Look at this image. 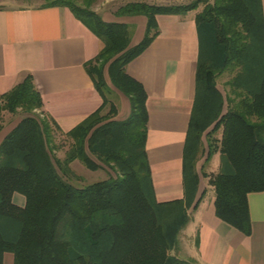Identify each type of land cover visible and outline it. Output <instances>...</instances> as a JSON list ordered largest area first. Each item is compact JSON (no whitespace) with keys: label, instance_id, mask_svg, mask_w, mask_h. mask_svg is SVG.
I'll list each match as a JSON object with an SVG mask.
<instances>
[{"label":"trees","instance_id":"1","mask_svg":"<svg viewBox=\"0 0 264 264\" xmlns=\"http://www.w3.org/2000/svg\"><path fill=\"white\" fill-rule=\"evenodd\" d=\"M81 1V3H79ZM95 0H50L68 6L104 43L85 63L101 106L68 131L44 109L31 74L0 94V131L4 111L22 116L0 142V264H193L176 250L190 220L199 174L196 163L219 152L209 183L217 216L251 233L248 193L264 190V15L262 0H192L158 4L132 0L119 14H144L143 39L130 45L132 30L109 22L93 9ZM199 58L196 95L184 149L183 198L159 201L146 148L148 93L127 64L158 35L157 14L198 8ZM229 70L230 92L217 78ZM112 86L128 97L130 114L117 120ZM221 130L220 137L215 133ZM70 139L65 156L56 154V135ZM108 177L84 185L74 182V161ZM24 197L23 204L15 196Z\"/></svg>","mask_w":264,"mask_h":264},{"label":"crops","instance_id":"2","mask_svg":"<svg viewBox=\"0 0 264 264\" xmlns=\"http://www.w3.org/2000/svg\"><path fill=\"white\" fill-rule=\"evenodd\" d=\"M174 1L159 4H180ZM106 2L95 0L91 6L105 21L128 24L131 46L140 42L147 16L119 14L116 11L123 4ZM262 9L264 15V0ZM198 12L157 14L158 35L126 66L148 93L146 148L159 201L185 195L184 149L196 95L200 48ZM103 45L68 6L51 4L50 0H0V94L31 74L45 111L68 131L103 103L85 67ZM117 108V120L129 116L130 102L124 94ZM11 123L2 128L0 142L17 121ZM201 167L198 158L196 199L200 202L189 209L190 220L179 234L177 255L193 264H264V190L248 193L252 228L247 235L217 216L214 187L204 180ZM23 202L22 198L18 201ZM4 259L11 264L13 254L8 257L6 252Z\"/></svg>","mask_w":264,"mask_h":264},{"label":"rangeland","instance_id":"3","mask_svg":"<svg viewBox=\"0 0 264 264\" xmlns=\"http://www.w3.org/2000/svg\"><path fill=\"white\" fill-rule=\"evenodd\" d=\"M104 1L106 2V0H103V2ZM108 1L109 2H106V3L108 4L111 3L112 6H118V5L124 4L132 0H108ZM145 1H148L150 3H158V4L162 3V1L168 2V3L175 2L174 0H145ZM190 1L192 0H179L180 3H187ZM79 3H81V1H79ZM203 6H204V2H201L198 8H196L197 11H201ZM90 8L93 9L92 6ZM105 72L107 75V71ZM231 76H232V73L229 70H227L221 75H219L217 78L218 87L222 90L224 94L226 92L228 93L230 92V85L228 84V80L231 78ZM109 83L113 89V92L110 94V97L111 99H113V101L116 104H118L121 101L123 94L120 91H118L116 88H114L110 81ZM21 116H22L21 110L17 114H13L9 111H4L1 117V120L3 121L4 125L6 124L8 125L10 122H13L11 123V125H13L16 121L18 122L20 120ZM2 135L3 133L2 131H0V139L2 138ZM220 135H221V130L215 133V136L217 137H220ZM55 139H56L55 141L57 145L56 154L59 157L63 158L65 156L66 149L70 146V139L66 137L63 133H58ZM203 145H204V151L199 155L200 163H203V167H201L200 170L201 172L206 170L208 174H213L218 170V167H219V163H220L219 152H216L215 154H213L211 159L206 162L205 158H206V151H207V139L205 136L203 137ZM72 168L77 175V177H75L74 179V182L80 186L96 181V180H99V179L106 178L108 177L110 173H112V170L108 166L104 165L102 168H99L97 170H91L78 160L72 163ZM204 180L209 181V179L206 177ZM20 198L24 199L21 194H17V198L15 197V200L18 202ZM10 256H12V253L8 252V257Z\"/></svg>","mask_w":264,"mask_h":264}]
</instances>
